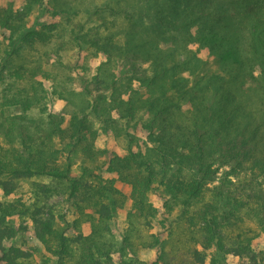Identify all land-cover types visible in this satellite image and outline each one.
Masks as SVG:
<instances>
[{"label":"trees","instance_id":"1","mask_svg":"<svg viewBox=\"0 0 264 264\" xmlns=\"http://www.w3.org/2000/svg\"><path fill=\"white\" fill-rule=\"evenodd\" d=\"M0 30V264H264V0H25Z\"/></svg>","mask_w":264,"mask_h":264},{"label":"rangeland","instance_id":"2","mask_svg":"<svg viewBox=\"0 0 264 264\" xmlns=\"http://www.w3.org/2000/svg\"><path fill=\"white\" fill-rule=\"evenodd\" d=\"M103 0H94V2H101ZM25 3V0H0V8L6 7L9 4H12L14 6L15 9H19L21 7H23ZM38 16V21L40 22H46V23H54V22H58L60 19L59 18H55L52 17V15L49 14V12H43L40 16L38 14H35L32 18H31V22L34 21V18H37ZM2 35V31L0 30V37ZM191 49L196 50L198 47V44H191L189 46ZM200 57L203 58H207L208 57V53L207 51H202L199 54ZM87 52H81L78 53V50L72 51L69 55V58L71 59V61H73V63H75L77 65V68L79 71V73H83L86 74L88 76H92L96 73V68L101 64V62L106 60L105 55L101 54L99 55V57L97 58H92V57H87ZM89 69L87 73L83 72V70ZM44 84L46 86V88L49 90L50 92V106H51V110L52 112H60L61 110H63V108L65 107V102L62 100H58L56 99L54 96L51 95V91H52V82L51 81H44ZM80 81H76L73 84V87L77 89V91H80ZM93 117V116H92ZM93 120H95V127L97 128L99 126V123L97 122V120L95 118H92ZM263 135H264V128H263ZM142 137V136H141ZM96 146L98 148H106L108 149L110 152H115L118 153L120 155H124L125 154V150H126V142L122 139H116L112 134H104L101 132V135L98 139V141L96 142ZM136 149V148H135ZM118 187L127 195H129L130 193V189L128 186L124 185V184H118ZM160 190L157 188L156 192L151 196L152 200L154 201V203L157 206H160L162 203L161 197H160ZM19 196V195H17ZM0 199H2V191L0 190ZM64 201L62 199H57L54 201V211H56L57 213H71L69 212V205L67 203H63ZM71 214H68L67 216L70 217ZM125 211L121 210L118 214H117V222L116 225L117 226H121V222L125 219ZM21 225V229L18 232V235L15 239H13L12 241H10L9 243H7L8 245H15L18 247H23L26 248L28 251L32 252L33 254H38L41 252L42 247L40 245V243L38 242V240L35 238L34 235V228L32 223L29 220H17L16 219V226H20ZM85 230L88 231V227H85ZM117 230H119V228H117ZM158 230V228L156 229ZM257 249H264V235L256 242L255 244ZM38 256H36V260H38L37 258ZM144 258H152L153 257V253L148 254V255H144ZM228 264H241V262L236 259V258H229L228 260Z\"/></svg>","mask_w":264,"mask_h":264}]
</instances>
